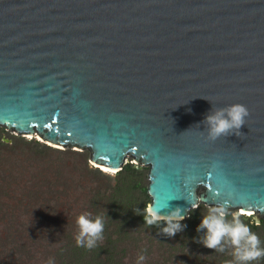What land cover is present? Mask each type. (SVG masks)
<instances>
[{
  "label": "water",
  "instance_id": "water-1",
  "mask_svg": "<svg viewBox=\"0 0 264 264\" xmlns=\"http://www.w3.org/2000/svg\"><path fill=\"white\" fill-rule=\"evenodd\" d=\"M0 126L147 167L156 221L260 222L264 0H0Z\"/></svg>",
  "mask_w": 264,
  "mask_h": 264
},
{
  "label": "rangeland",
  "instance_id": "rangeland-1",
  "mask_svg": "<svg viewBox=\"0 0 264 264\" xmlns=\"http://www.w3.org/2000/svg\"><path fill=\"white\" fill-rule=\"evenodd\" d=\"M76 150L0 126V264H264L255 213L200 205L148 226V168L111 173Z\"/></svg>",
  "mask_w": 264,
  "mask_h": 264
},
{
  "label": "trees",
  "instance_id": "trees-1",
  "mask_svg": "<svg viewBox=\"0 0 264 264\" xmlns=\"http://www.w3.org/2000/svg\"><path fill=\"white\" fill-rule=\"evenodd\" d=\"M125 168L133 170V167H131V165H127V166H125ZM141 221L144 222L148 226H154V227L155 226H160V225H162L164 223V221H151L150 220V215H147L144 210L141 213ZM259 223L261 225H263L264 224V219L260 220ZM253 227H255V225Z\"/></svg>",
  "mask_w": 264,
  "mask_h": 264
},
{
  "label": "bare ground",
  "instance_id": "bare-ground-1",
  "mask_svg": "<svg viewBox=\"0 0 264 264\" xmlns=\"http://www.w3.org/2000/svg\"><path fill=\"white\" fill-rule=\"evenodd\" d=\"M104 170H106V169H104ZM106 171H108V170H106ZM109 172H114V171H112V170H109ZM149 214H151V213H149ZM252 213H250V211H245V214L244 215H251ZM152 216H153V219H160V217H158L157 215H154V214H151Z\"/></svg>",
  "mask_w": 264,
  "mask_h": 264
},
{
  "label": "clouds",
  "instance_id": "clouds-1",
  "mask_svg": "<svg viewBox=\"0 0 264 264\" xmlns=\"http://www.w3.org/2000/svg\"><path fill=\"white\" fill-rule=\"evenodd\" d=\"M100 169V168H99ZM243 216H245V217H249V216H251V215H243Z\"/></svg>",
  "mask_w": 264,
  "mask_h": 264
}]
</instances>
